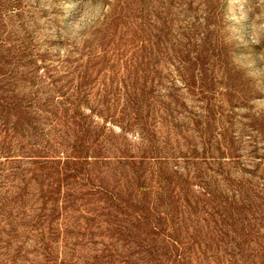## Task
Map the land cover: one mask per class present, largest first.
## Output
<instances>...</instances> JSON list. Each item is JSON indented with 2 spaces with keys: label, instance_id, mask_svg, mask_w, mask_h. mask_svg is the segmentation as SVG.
<instances>
[{
  "label": "rangeland",
  "instance_id": "rangeland-1",
  "mask_svg": "<svg viewBox=\"0 0 264 264\" xmlns=\"http://www.w3.org/2000/svg\"><path fill=\"white\" fill-rule=\"evenodd\" d=\"M0 264H264V0H0Z\"/></svg>",
  "mask_w": 264,
  "mask_h": 264
}]
</instances>
